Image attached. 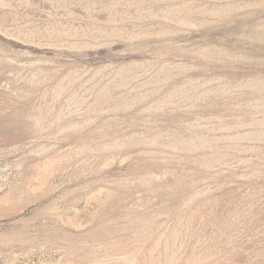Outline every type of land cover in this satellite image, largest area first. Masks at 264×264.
I'll list each match as a JSON object with an SVG mask.
<instances>
[{
  "label": "rangeland",
  "instance_id": "rangeland-1",
  "mask_svg": "<svg viewBox=\"0 0 264 264\" xmlns=\"http://www.w3.org/2000/svg\"><path fill=\"white\" fill-rule=\"evenodd\" d=\"M0 264H264V0H0Z\"/></svg>",
  "mask_w": 264,
  "mask_h": 264
}]
</instances>
